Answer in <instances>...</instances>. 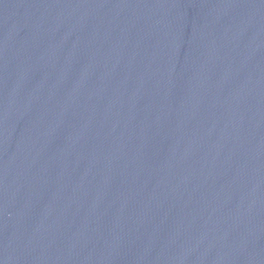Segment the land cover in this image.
Instances as JSON below:
<instances>
[{"label":"water","instance_id":"obj_1","mask_svg":"<svg viewBox=\"0 0 264 264\" xmlns=\"http://www.w3.org/2000/svg\"><path fill=\"white\" fill-rule=\"evenodd\" d=\"M0 264H264V0H0Z\"/></svg>","mask_w":264,"mask_h":264}]
</instances>
